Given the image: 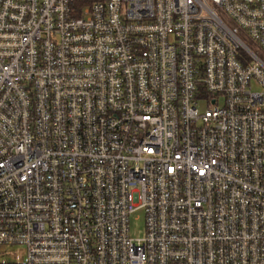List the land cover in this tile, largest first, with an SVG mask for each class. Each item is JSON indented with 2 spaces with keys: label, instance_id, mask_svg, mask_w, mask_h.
Masks as SVG:
<instances>
[{
  "label": "built area",
  "instance_id": "1",
  "mask_svg": "<svg viewBox=\"0 0 264 264\" xmlns=\"http://www.w3.org/2000/svg\"><path fill=\"white\" fill-rule=\"evenodd\" d=\"M255 50L264 0H0V244L20 264H264Z\"/></svg>",
  "mask_w": 264,
  "mask_h": 264
},
{
  "label": "rangeland",
  "instance_id": "2",
  "mask_svg": "<svg viewBox=\"0 0 264 264\" xmlns=\"http://www.w3.org/2000/svg\"><path fill=\"white\" fill-rule=\"evenodd\" d=\"M221 16L224 18V14L221 13ZM242 40L247 44L249 47H252V44L246 36L240 35ZM258 55L264 60V54L259 51L255 50ZM255 91H258L259 88L254 85ZM205 110L204 105H200V110ZM146 234V217L144 211H139L135 215L131 217L130 221V236L135 239H142L145 237ZM27 260V249L25 246L22 245H7V244H0V264L1 263H24Z\"/></svg>",
  "mask_w": 264,
  "mask_h": 264
}]
</instances>
